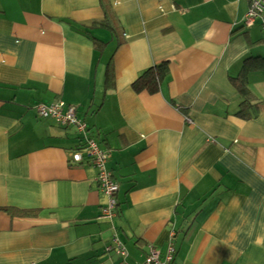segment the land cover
Returning a JSON list of instances; mask_svg holds the SVG:
<instances>
[{
	"label": "crops",
	"instance_id": "1",
	"mask_svg": "<svg viewBox=\"0 0 264 264\" xmlns=\"http://www.w3.org/2000/svg\"><path fill=\"white\" fill-rule=\"evenodd\" d=\"M248 9L0 0V264H120L114 236L127 264L169 249L170 264H264V33L243 28ZM56 102L107 154L110 219L97 169L71 161L83 137L37 117Z\"/></svg>",
	"mask_w": 264,
	"mask_h": 264
},
{
	"label": "built area",
	"instance_id": "2",
	"mask_svg": "<svg viewBox=\"0 0 264 264\" xmlns=\"http://www.w3.org/2000/svg\"><path fill=\"white\" fill-rule=\"evenodd\" d=\"M256 20L261 22L264 33V0H249V9L243 19V28L251 29ZM35 112L40 119H50L60 127L75 128L76 132L83 137V145L71 154V161L76 164L87 163L97 169L96 182L99 191L108 198V204L103 209L102 216L107 219L115 216L117 208L115 195L118 186L106 168L107 154L93 140L86 137L85 125L78 120L76 109L66 106L63 102H56L51 105H38ZM112 242L116 245L117 254L122 258L120 264H127L124 248L115 236L112 238ZM173 253V249H169L164 260L161 261L157 253L151 252L143 264H170Z\"/></svg>",
	"mask_w": 264,
	"mask_h": 264
},
{
	"label": "trees",
	"instance_id": "3",
	"mask_svg": "<svg viewBox=\"0 0 264 264\" xmlns=\"http://www.w3.org/2000/svg\"><path fill=\"white\" fill-rule=\"evenodd\" d=\"M253 60H254V62H257L256 69L264 71V60H259V59H253ZM247 61L248 60H246V62ZM165 71L166 70L163 66H159L153 70H149V71L145 72L144 75L138 80V83L141 81V83H142L141 88H146L148 91L154 92L157 90L159 82H160L161 78L163 77V74L165 73ZM145 79L147 81H144ZM234 80L236 82V87H237L238 91L241 94H243L244 96L246 95V91H247V95H248V90H247L246 84L244 82V77H239V78L234 79ZM247 107H248V100L245 101L242 109L239 110V112H238V116H241V118L243 120H249L250 118L253 119L257 115L256 114L253 117H249V116L245 115L246 113L244 114L243 110H246ZM260 111L261 110H258L256 113H259Z\"/></svg>",
	"mask_w": 264,
	"mask_h": 264
}]
</instances>
